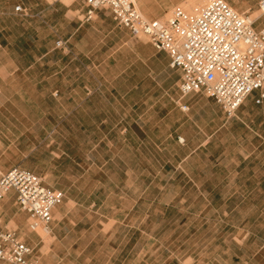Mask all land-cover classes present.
<instances>
[{"label":"rangeland","instance_id":"1","mask_svg":"<svg viewBox=\"0 0 264 264\" xmlns=\"http://www.w3.org/2000/svg\"><path fill=\"white\" fill-rule=\"evenodd\" d=\"M188 1L135 4L146 19L164 21ZM109 30L100 28L99 60L80 59L99 63L100 94L116 97L98 103L99 130L68 124L36 134L33 154L21 150V167L62 192L69 236L53 240L39 228L28 239L26 216L7 231L38 264H264V107L226 120L202 94L184 112L166 60L144 37ZM47 255L53 261L41 260Z\"/></svg>","mask_w":264,"mask_h":264},{"label":"crops","instance_id":"2","mask_svg":"<svg viewBox=\"0 0 264 264\" xmlns=\"http://www.w3.org/2000/svg\"><path fill=\"white\" fill-rule=\"evenodd\" d=\"M139 1L146 6L168 7L179 5L185 0ZM225 1L240 13L253 14L257 10L258 0ZM16 7L20 10L15 11ZM85 13L86 8L81 0H0V175L15 167L37 175L21 167L20 159L21 150H27L23 153L24 157L36 151V134L51 135L60 131L56 128L62 127L67 132L65 128L68 124L84 128L82 133L96 132L101 127L98 103L101 100L116 101L113 93L109 92L105 96L100 94L99 63L94 65L91 61V64H85L80 59L92 57L99 60L93 56L100 51L101 27H108L112 36L124 34V29L117 26L106 9L96 10L89 21L85 20ZM263 23L264 18H257L256 28ZM150 48L155 55L163 57L167 68L177 75V92L185 98L181 110L185 112L191 103L203 102L202 91L185 96L179 93L180 71L169 67L166 54L156 51L151 45ZM105 53H109V48ZM103 64L107 68L110 66L107 58ZM108 80L105 81L112 86V79L111 82ZM84 88L88 89L87 93ZM257 98L258 93H252L237 111L245 115L254 108L264 107V99L256 104ZM208 99L226 120L231 118L212 99ZM91 103H95L94 108H89ZM92 118L97 120L93 122ZM180 141L184 142L182 139ZM43 185L56 189L45 183ZM0 204V214L4 206L5 213H9L6 223H0V229L7 230L9 224L18 229L21 217L26 215L15 207L14 192H8ZM67 215L65 205L55 207L52 221L44 228L46 235L53 240L62 235L69 236L65 232ZM12 232L16 234V231ZM32 234L25 231L28 239ZM46 258L53 261L50 255L41 256L42 261H46ZM67 258L64 256L55 261H69Z\"/></svg>","mask_w":264,"mask_h":264},{"label":"built area","instance_id":"3","mask_svg":"<svg viewBox=\"0 0 264 264\" xmlns=\"http://www.w3.org/2000/svg\"><path fill=\"white\" fill-rule=\"evenodd\" d=\"M85 20L106 9L113 21L133 37H144L167 55L169 67L181 73L182 96L202 91L231 117L254 92L264 99V0H258V16L240 13L225 0H202L193 12L173 8L164 20L146 19L134 0H81ZM20 8L16 7L15 11ZM58 45L60 43H57ZM10 191L26 215L29 233L52 221V210L63 201L61 191L43 185L34 173L18 167L0 175V202ZM28 245L14 232L0 229V261L8 264H38L30 260Z\"/></svg>","mask_w":264,"mask_h":264},{"label":"bare ground","instance_id":"4","mask_svg":"<svg viewBox=\"0 0 264 264\" xmlns=\"http://www.w3.org/2000/svg\"><path fill=\"white\" fill-rule=\"evenodd\" d=\"M135 1V0H134ZM197 0H189L188 2H186L187 4H189L190 5V7H188V5H187V7H184V9L183 10H185V8L187 9V8H190V9H188V10H185V11H188V12H193V10L195 9V8H192L193 7V5H194V3L196 2ZM201 3V2H200ZM199 3V4H200ZM193 4V5H192ZM136 5V4H135ZM144 5V4H143ZM184 5V4H183ZM186 5V4H185ZM192 6V7H191ZM146 7V6H145ZM183 7V6H182ZM180 8H181V6H180ZM253 16V18H256L257 16H258V13L257 12H254L253 14H252ZM41 230H40V234H44V235H46V230L44 229V227H41L40 228ZM39 233V232H38Z\"/></svg>","mask_w":264,"mask_h":264}]
</instances>
